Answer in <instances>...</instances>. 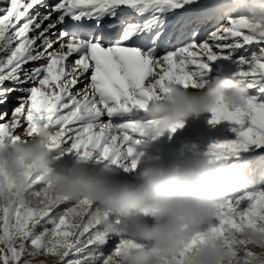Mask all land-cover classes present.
<instances>
[{
    "label": "snow or ice",
    "instance_id": "1",
    "mask_svg": "<svg viewBox=\"0 0 264 264\" xmlns=\"http://www.w3.org/2000/svg\"><path fill=\"white\" fill-rule=\"evenodd\" d=\"M222 2L0 0V145L27 143L41 122L54 133L55 159L75 155L132 173L133 144L147 134L134 113H146L168 84L197 89L212 63L226 59L253 91L239 107L222 99L209 107L210 124L229 121L236 133L209 149L227 159L264 146V27L242 15L222 20ZM14 94L15 105L2 108ZM3 159L0 153V264H43L55 256L56 264H124L129 250L147 246L104 230L98 202L61 195L31 164L20 178L9 176ZM243 200L249 203L242 208ZM250 229L264 234V190L221 200L176 264H195L194 252L209 240L229 252L219 264H264L253 251L264 241L242 235Z\"/></svg>",
    "mask_w": 264,
    "mask_h": 264
},
{
    "label": "clouds",
    "instance_id": "2",
    "mask_svg": "<svg viewBox=\"0 0 264 264\" xmlns=\"http://www.w3.org/2000/svg\"><path fill=\"white\" fill-rule=\"evenodd\" d=\"M245 6L246 14L242 16L264 27V0H246ZM166 88L168 92L151 102L137 121L146 129L144 137L159 138L169 126L184 124L188 117L208 112L220 99L236 108L249 97L244 81L228 74L200 82L195 91L175 84ZM157 127L164 129L159 135L155 134ZM53 135L50 128L37 122L36 131L26 137L27 143L0 145L5 172L20 178L24 165L31 164L41 174L51 176L61 195L98 202L95 215L104 230L146 242V247L129 250L123 258L124 264H161L165 257L169 264H176L175 258L185 244L213 221L218 203L231 190L250 183L244 172L247 166L244 160L230 162L208 148L202 158L185 166L179 161L165 162L159 153L139 151L140 143L133 144L139 171L135 170L131 179L117 178L119 169L109 165L89 169L87 161L65 164L57 170L49 148ZM192 148L198 150V145L193 142ZM23 191L20 187L21 195ZM105 212L112 216L104 215ZM148 217L153 218L152 222ZM242 235L257 243L264 241V234L254 229ZM253 251L264 256L262 247ZM228 255L219 240H209L194 252L193 259L195 264H219ZM59 259V256L48 257L43 264H56Z\"/></svg>",
    "mask_w": 264,
    "mask_h": 264
},
{
    "label": "rangeland",
    "instance_id": "3",
    "mask_svg": "<svg viewBox=\"0 0 264 264\" xmlns=\"http://www.w3.org/2000/svg\"><path fill=\"white\" fill-rule=\"evenodd\" d=\"M246 0H223L221 4V19L223 20L227 16H240L246 14ZM87 25V22H85ZM236 65L231 60L218 59L212 63L211 71L204 77L205 80H211L217 75L228 74L232 75L236 72ZM245 84L247 82H244ZM195 91L196 89H189ZM252 92L253 90H249ZM254 94V92H253ZM15 96V94L13 95ZM15 98H10L6 106H2L4 109H11L15 105ZM145 115L143 112L134 113L136 118H140ZM212 116L210 111L188 117L183 124V127L177 129L172 134L166 131L159 138L152 137H138L142 140L138 148L139 151H143L145 154L159 153L165 162L179 161L185 166L194 163L197 159L202 158L209 146L217 140L235 139L236 133L233 131L234 125L229 121H221L218 124H210L209 120ZM195 142L198 145V150H193L192 143ZM187 145V147H185ZM52 155L56 154L52 152ZM230 162L234 160H244L247 162V166L244 169L245 174L250 180L245 187L240 189H233L227 197L235 198L243 196L245 192L264 190V146L256 147L250 145L247 150H241L238 154L232 155L227 158ZM77 161L75 155H65L59 159H56L54 167L59 170L65 164H72ZM102 164L94 161H88V168H99ZM142 167V165H141ZM139 169H136L138 172ZM134 175L132 173H126L122 169H119V179H131ZM249 201L243 200L241 207H246ZM149 222H152L153 218H147ZM115 243V239L110 241L105 251L110 250L112 244ZM146 243V242H145Z\"/></svg>",
    "mask_w": 264,
    "mask_h": 264
},
{
    "label": "bare ground",
    "instance_id": "4",
    "mask_svg": "<svg viewBox=\"0 0 264 264\" xmlns=\"http://www.w3.org/2000/svg\"><path fill=\"white\" fill-rule=\"evenodd\" d=\"M106 23H111V22H110V21H106ZM115 30H116V29H113V31H115ZM10 98L12 99V98H14V96H12V97H10ZM10 98H9V99H10ZM7 103H8V102H7ZM7 103H6V104H7ZM6 104L3 105V106H6Z\"/></svg>",
    "mask_w": 264,
    "mask_h": 264
}]
</instances>
